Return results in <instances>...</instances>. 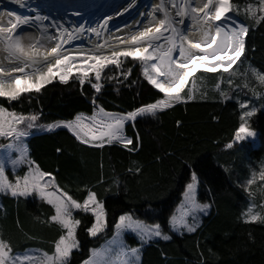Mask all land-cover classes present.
Segmentation results:
<instances>
[{"label": "snow or ice", "instance_id": "6c2138e0", "mask_svg": "<svg viewBox=\"0 0 264 264\" xmlns=\"http://www.w3.org/2000/svg\"><path fill=\"white\" fill-rule=\"evenodd\" d=\"M11 2L20 8L26 6V0ZM27 6L31 8V4ZM132 6L129 4L117 14L127 13ZM149 7L150 11L140 14L142 20L135 31L96 42L88 48L68 46L86 31L99 37L102 29L108 30L112 15L96 27L85 28L81 24L70 30L40 12L34 15L15 10L0 12V51L6 54L0 61V98H3L0 102V195L16 201L39 200L49 211L35 219L56 229L47 250H17L11 238H5L0 231V264H77L76 256L82 252V228L87 237L103 243L90 248L79 264H143L146 246L159 248L161 242H172L176 237L198 236L205 228V219L212 216L217 192L209 188L207 200L200 199L202 173L190 158H178L189 176L179 203L163 221L157 222L148 214H145L148 219H141L132 210H122L110 219L105 199L94 190L108 183L102 174L95 185H77L73 191L60 183L59 169L47 170L33 157L26 142L35 132L65 130L80 145L98 150L120 145L134 153L139 151L142 140L138 131L135 137L126 135L129 124L135 128L139 118H158L177 105L197 100L234 102L238 106V126L223 149L231 150L237 143L257 136L251 122L253 117L264 113V65L254 66L249 61L245 66V61L250 33L264 27V0H159ZM73 15L81 13L75 11ZM251 51L255 52L256 48L253 46ZM126 62L139 67L143 80L156 90V96L152 102L132 110H106L99 103L104 78L127 87L137 83L129 80L133 67H125ZM110 66L118 71L107 76L105 70ZM205 74H218L212 95L204 87ZM56 81L62 85L76 82L81 91L87 82L93 90L91 114L77 111L69 114V118L41 123L42 111L24 112L12 107L13 102L23 105L25 100L31 104L34 95L38 98ZM212 118L219 122V116ZM182 123L177 120V127ZM62 151L56 148L58 154ZM165 155L172 157L175 153ZM219 167L231 174L227 164ZM127 171L133 178L141 177L143 166L132 161ZM111 183L119 186L117 178ZM237 183L248 197V205L237 220L245 225H264V162L258 170L251 168L247 178ZM104 191L110 192L111 187H105ZM16 224L21 227L18 219ZM129 238L138 240V245L131 246ZM195 247L200 249L198 240ZM160 255L167 262L168 254L163 248ZM198 257L196 264H209V257L218 258V253L209 248L207 255L200 250Z\"/></svg>", "mask_w": 264, "mask_h": 264}, {"label": "trees", "instance_id": "16d2710c", "mask_svg": "<svg viewBox=\"0 0 264 264\" xmlns=\"http://www.w3.org/2000/svg\"><path fill=\"white\" fill-rule=\"evenodd\" d=\"M253 46L255 52L251 51ZM248 48L245 66L249 61L254 66L264 65V27L250 33ZM125 67H133L129 80L137 83L131 87L121 86L102 77L105 87L99 103L106 110H132L152 102L156 96V90L143 80L138 66L126 62ZM117 71L114 66L105 70L107 76ZM200 75L198 72L197 77ZM217 76H204L203 84L210 95ZM116 87H119V92L115 91ZM92 94L93 90L87 82L81 91L76 82L62 85L56 81L48 85L38 98L34 95L31 104L25 100L23 105L13 102L12 107L24 112L42 111L40 122L48 123L69 118V114L77 111L90 115ZM0 102H3L2 98ZM5 106L8 105L5 103ZM238 115L239 108L234 102L221 104L197 100L187 105H177L159 114L158 118H139L135 128L130 124L126 127V135L135 137L138 131L142 140L139 151L134 153H129L120 145L106 146L103 150L92 149L80 145L65 130L35 132L26 142L33 157L47 170L56 172L59 169L60 183L68 185L73 191L77 185H95L102 174L108 183L94 190L105 199L110 219L121 214L122 210H132L141 219H148L145 215L148 214L157 222L163 221L179 203L182 187L189 176L178 158H190L194 167L202 173L200 199L207 200L209 188L217 192L212 216L205 219V228L198 236L176 237L172 242H161L159 248L146 246L143 264H196L198 252L203 250L207 255L209 248L218 253V258L209 257V264H264V225H245L237 220L248 205V197L237 181L246 179L250 169H258L264 161V113L252 118V127L257 132L255 140L249 139L237 143L231 150H225L223 145L231 141L233 131L238 126ZM213 116H219V122L213 120ZM177 120L183 122L180 127L176 125ZM58 147L63 149L62 153L56 152ZM169 152L175 153V156H166ZM157 157H161L162 161H158ZM132 161L143 166L141 177L133 178L128 173ZM220 164H227L232 170L231 174L223 172ZM113 178L119 180V186L111 183ZM109 186L111 191L105 193V187ZM76 194L80 195L79 192ZM3 200L6 213L0 212V231L5 238L10 237L17 250L49 249L48 242L56 236V229L35 219L42 213L47 214L48 206L39 200L16 201L5 196ZM256 202H260L259 193ZM17 219L21 227H17ZM30 236L36 239H29ZM80 239L82 252L76 256L77 264L86 258L90 248L103 243V240L87 237L83 228ZM197 240L200 249L195 247ZM160 248L167 252V262L161 259Z\"/></svg>", "mask_w": 264, "mask_h": 264}, {"label": "bare ground", "instance_id": "6f19581e", "mask_svg": "<svg viewBox=\"0 0 264 264\" xmlns=\"http://www.w3.org/2000/svg\"><path fill=\"white\" fill-rule=\"evenodd\" d=\"M102 1V2H101ZM100 5L103 4V8L98 9L100 5H97L96 8L81 10L77 8L73 3L69 0H60L59 2L53 0H26V6L24 8H20L18 5L11 2V0H0V12H7L15 10L19 13L34 15L36 12H40L41 14H47L52 18L56 19V16L62 15L69 21L73 22L77 26L83 24L85 28L95 27L97 23H102L103 19L108 15H112L113 19L109 22L108 28L109 31L101 30V32L106 34V37L113 40L117 35H128L132 31L136 30L141 23L142 17L141 13L146 11H150L149 5L159 0H101ZM31 4V8L27 5ZM129 4L133 5L127 13L123 15H118L117 11L123 12L124 7H127ZM102 6V5H101ZM79 11L81 15H73V12ZM6 19V17H5ZM86 22V23H85ZM88 34L87 32H84ZM101 33V34H102ZM38 35V33H35ZM94 37H97L95 34L91 37L90 42L92 43V39L95 40ZM87 38L80 37L76 41L73 42V45H69L68 47H90L87 44ZM96 42L94 41L93 44ZM5 53L0 51V61L4 60Z\"/></svg>", "mask_w": 264, "mask_h": 264}, {"label": "rangeland", "instance_id": "374dc122", "mask_svg": "<svg viewBox=\"0 0 264 264\" xmlns=\"http://www.w3.org/2000/svg\"><path fill=\"white\" fill-rule=\"evenodd\" d=\"M53 1H56V2H59L60 0H53ZM71 3H73L75 6H77V8H79L81 10H85V9H92V8H96L97 5H100V3L102 2L101 0H69ZM101 1V2H100ZM67 2V0H66ZM102 5V6H101ZM98 9H101L103 8V4H101ZM56 19L58 21H60L61 23L64 24L65 27L69 28L70 30L72 28H75L77 27L76 24H74L73 22L69 21V19H66L65 17H63L62 15H57L56 16ZM86 23V22H85ZM96 27V26H95ZM87 32V31H86ZM88 34L86 33H83V35L81 36L84 37V38H87L88 37V40H87V44H89L90 46L94 45L93 42H103L105 39H109L108 37H106V34L103 32H101L102 34L99 36V37H94V39H92V43L90 42L91 40V37L94 35V33H91V32H87ZM29 138V137H28ZM27 138V139H28ZM250 140H255L254 139H251ZM264 162V161H263ZM258 170V169H257ZM257 186H255L256 188ZM3 197L2 195H0V205H2V207H0V212L1 214H5L6 213V209H5V204H4V200H3ZM128 243L131 245V246H137L138 245V240H135L134 238H129L128 239ZM30 249H35V248H30Z\"/></svg>", "mask_w": 264, "mask_h": 264}, {"label": "water", "instance_id": "95a60500", "mask_svg": "<svg viewBox=\"0 0 264 264\" xmlns=\"http://www.w3.org/2000/svg\"><path fill=\"white\" fill-rule=\"evenodd\" d=\"M3 99V98H2Z\"/></svg>", "mask_w": 264, "mask_h": 264}]
</instances>
